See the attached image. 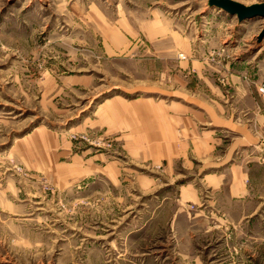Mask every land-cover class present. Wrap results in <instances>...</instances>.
<instances>
[{"label": "rangeland", "instance_id": "374dc122", "mask_svg": "<svg viewBox=\"0 0 264 264\" xmlns=\"http://www.w3.org/2000/svg\"><path fill=\"white\" fill-rule=\"evenodd\" d=\"M153 12L189 37V57L145 52L142 24ZM263 24L208 0H0V264H195L177 257L171 213L157 208L186 185L203 189L210 169L146 152L145 139L138 152L126 138L135 128L160 142L169 128L179 146L175 115L218 128L204 110L208 79L224 104L231 75L264 104ZM184 60L206 74L181 69ZM250 114L238 119L256 128ZM208 243L201 261L219 264Z\"/></svg>", "mask_w": 264, "mask_h": 264}, {"label": "crops", "instance_id": "0c3cea01", "mask_svg": "<svg viewBox=\"0 0 264 264\" xmlns=\"http://www.w3.org/2000/svg\"><path fill=\"white\" fill-rule=\"evenodd\" d=\"M142 35L147 42L146 53L159 56L181 54L186 58L192 53L189 37L176 31L170 21L154 12L144 19ZM139 47L134 45L136 49ZM189 65L202 77L206 74L202 62H179L181 69H188ZM226 81L232 90L228 105L220 99V96L224 97L222 88L207 80L210 92L204 110L209 116V123H216L218 128L189 127L188 120L175 115L170 121L182 126L176 129L180 137L179 146L170 139L174 138V132L169 128H162L160 142L147 134L144 136L141 130L138 132L135 128L129 129L130 134L126 138L134 142L132 147L138 152H142L144 147L137 143L145 139L148 142L146 152L157 155L162 150L168 154V159L191 157L193 162L210 169L199 178L204 192L208 193V204L201 203L203 189L186 185L178 191L176 199L163 198L157 208L160 216L171 213L168 223L174 234L177 257L195 264L204 263L201 261L202 246L208 242L215 253L214 262L219 264L228 261L227 264L264 262V223L256 218L263 209L264 201V104L254 102L245 81L233 75L228 76ZM248 110L255 117L256 128L245 127L246 124L238 119L241 113ZM235 115L237 119H234ZM228 135L229 140H225ZM185 203L198 204L190 217L184 212ZM207 257L209 259V255Z\"/></svg>", "mask_w": 264, "mask_h": 264}, {"label": "water", "instance_id": "95a60500", "mask_svg": "<svg viewBox=\"0 0 264 264\" xmlns=\"http://www.w3.org/2000/svg\"><path fill=\"white\" fill-rule=\"evenodd\" d=\"M209 7H214L231 16H236L239 22L260 18L264 20V0L262 3L244 6L231 0H208ZM264 39V24L258 40Z\"/></svg>", "mask_w": 264, "mask_h": 264}, {"label": "built area", "instance_id": "2783aa9c", "mask_svg": "<svg viewBox=\"0 0 264 264\" xmlns=\"http://www.w3.org/2000/svg\"><path fill=\"white\" fill-rule=\"evenodd\" d=\"M258 94L264 96V83H262L259 87H258Z\"/></svg>", "mask_w": 264, "mask_h": 264}]
</instances>
